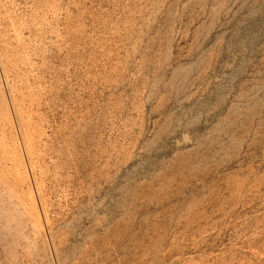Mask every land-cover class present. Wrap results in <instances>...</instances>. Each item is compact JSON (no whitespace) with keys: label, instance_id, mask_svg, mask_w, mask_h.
<instances>
[{"label":"rangeland","instance_id":"rangeland-1","mask_svg":"<svg viewBox=\"0 0 264 264\" xmlns=\"http://www.w3.org/2000/svg\"><path fill=\"white\" fill-rule=\"evenodd\" d=\"M0 264H264V0H0Z\"/></svg>","mask_w":264,"mask_h":264}]
</instances>
